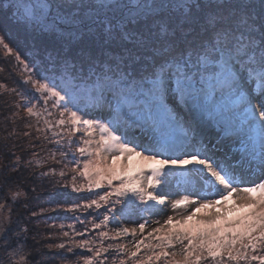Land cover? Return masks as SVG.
Wrapping results in <instances>:
<instances>
[{
	"label": "snow or ice",
	"instance_id": "1",
	"mask_svg": "<svg viewBox=\"0 0 264 264\" xmlns=\"http://www.w3.org/2000/svg\"><path fill=\"white\" fill-rule=\"evenodd\" d=\"M10 26L16 47L8 42ZM0 48L23 66L22 82L30 86L0 83L9 93L0 151L14 157L0 165V264H52L34 246L35 235L29 250L24 217L12 220L23 173L33 164L17 149L35 147L33 132L35 140L61 147L81 126L80 146L59 155L71 154L86 184L78 186L73 175L71 192L64 183L46 202L83 230L67 225L74 235L65 231L67 240L46 244L65 250L50 256L67 262L82 249L89 253L83 264H109V257L110 264H264V0H7L0 5ZM180 111L191 113L192 125L175 138L168 130ZM205 118L219 127L215 143L198 132ZM17 120L26 130L17 132ZM21 136L29 139L26 148L14 142ZM76 152L89 158L79 160ZM112 153L119 155L108 163L105 154ZM134 157L149 163L134 165ZM257 171V180L246 179ZM177 176L180 190L173 192ZM81 192L87 194L73 198ZM190 205L187 215H169L144 235L151 216ZM89 209L90 228L69 215ZM133 217L143 222L114 235L105 230ZM128 235L132 249L105 246Z\"/></svg>",
	"mask_w": 264,
	"mask_h": 264
},
{
	"label": "trees",
	"instance_id": "2",
	"mask_svg": "<svg viewBox=\"0 0 264 264\" xmlns=\"http://www.w3.org/2000/svg\"><path fill=\"white\" fill-rule=\"evenodd\" d=\"M11 27V36L9 37L8 42L12 44L13 47H16V43L14 41H17V29L14 26ZM18 42V41H17ZM21 47H24L23 44H21ZM22 57L24 59H27L26 56H24V53H21ZM0 67H3L4 71H0V83L6 84L8 86V89H11L13 87H16L18 90H23L25 86L22 82V77L27 75V73L24 71L23 66H17L16 61L12 57H6V54L4 53V50L0 48ZM9 97V93L7 90H0V114L4 113L6 109L3 107V102L5 99ZM50 111H55L54 109L50 108ZM21 116L25 117V122L29 119L26 117V114L23 112V108L20 110ZM187 113V121L190 123L189 126L192 125V121L189 118L188 112ZM54 118V117H53ZM93 118V117H88ZM31 121L35 123V118H31ZM4 124L5 121L3 119V116L0 115V140L3 139L7 135V133L4 131ZM214 125H216L214 123ZM42 127L41 125H39ZM189 126L183 125L182 129L188 128ZM217 126V125H216ZM83 126H81L82 129ZM218 127V126H217ZM17 132H22L26 129H24V122H21L20 120H17L16 123ZM219 128V127H218ZM12 130V125L9 123L8 131ZM82 133V132H81ZM81 133H77L75 136H71L66 140L61 141V147H57L51 143H48L47 141H37L35 140V136L39 135L38 133L33 132V140L32 143L35 144L34 148L28 149L26 153L22 152L19 148L17 149V154L22 155L23 159L29 160L31 159L32 169L31 172H34L36 175L33 177L31 175V172H24L23 175L26 177L24 184L22 185V195L18 198L19 203L15 205H11V201H9V204L12 206V220L15 222L18 220L19 217L23 216L24 219L20 220L21 224H26L27 227L30 229L29 231V250H31V247L33 246L34 242L31 240L32 236H36V239L39 240V244H35V247L41 248L44 251V259L52 260V264H76L77 261H79V264H83L82 257L84 255H88L89 253L87 250L82 249H76L75 255H69L68 261L66 262L64 260V257L62 256H50V253H59L63 252L65 250L61 249H47L46 244L48 243H60L62 241H65L68 239V237H63L62 233L65 231L70 232V235H74L70 231V229L67 227V225L74 224L75 229L77 232L82 231V227L80 223L77 220L73 219H66L63 215L57 217V211H53L51 209H55L54 204H49L46 201L50 198L49 193H54L58 188H62L63 184L66 183L69 185V188L67 189L68 192H71L70 185L72 184V177L73 175H76V184L78 186H84L86 184V181L84 178H82L80 175H78L75 172V163L72 160L71 154L67 158H63L59 155L61 151H67L69 153L75 151L77 147H79L78 141L80 140ZM88 137H85L87 139ZM12 141H10L11 143ZM18 145H22L23 147H27L29 144V139L27 137H22L18 140L14 141ZM139 151V149H138ZM33 152H38L37 156H33ZM56 152L55 159L52 158V153ZM77 159L79 160H85L89 157L81 156L79 152L75 153ZM0 156H5L6 153L0 151ZM9 159H14V157H6L5 159H0V165L7 164ZM37 161H39V164H37ZM62 161V162H61ZM126 163V161H125ZM132 163L134 165H143L149 162L143 161L140 157H134ZM54 167L57 171V175L55 177H47V178H40L39 173L41 171L47 172L49 168ZM63 169L65 172L64 177L59 176L60 170ZM51 181V182H50ZM59 182V183H57ZM33 189H35L33 191ZM15 190V189H13ZM94 191H100L99 189H94ZM23 193H27V198L23 195ZM86 192L81 193H73V198L76 196H82L86 195ZM94 198V197H90ZM82 202V201H77ZM43 208L46 211L41 212L40 209ZM103 211L102 209L100 210ZM164 215H162L161 218L153 215L151 216L150 222L145 227L144 235L146 236L148 232H151L153 228L159 227L164 224V221L167 219L169 215L174 216V219H180L182 216L187 215L188 213L185 212H179L176 211L175 213L171 210V208H168L166 210ZM36 213V216H32V213ZM88 212H93V215H95L94 210L89 209L87 212H80L76 214L69 213V215H77L79 217V221H84L85 224L88 225L90 228V221L93 220V216L88 215ZM190 212V211H189ZM122 219L121 224H114L109 223L108 228L105 229L110 232V235L115 234V230L119 227H128V228H134L137 227L138 222H143L142 220L137 221L135 217L133 219ZM195 219V218H194ZM152 220H158L159 224L151 223ZM99 222L98 220L96 221ZM65 225L64 228H61L60 225ZM99 231V230H95ZM95 231H93L90 235L95 236ZM77 240L80 239L79 236L75 237ZM85 238H89V236H86ZM141 236L139 233H137L135 239H140ZM97 239V243H98ZM108 243H120L123 245H126L129 249L133 248L134 238L131 235L122 237L118 241H111L106 240L105 246ZM111 262V257H109V264ZM128 264H132L131 261L128 262Z\"/></svg>",
	"mask_w": 264,
	"mask_h": 264
},
{
	"label": "rangeland",
	"instance_id": "3",
	"mask_svg": "<svg viewBox=\"0 0 264 264\" xmlns=\"http://www.w3.org/2000/svg\"><path fill=\"white\" fill-rule=\"evenodd\" d=\"M6 3H7V0H0V5H3V4H6ZM188 115H189V118L192 121L191 113L188 112ZM184 124L186 126H189V124H190L187 121V113L184 112V111H180L179 112V119H178L177 126L174 127V128H170L168 131L171 133V135L173 137L179 138L181 133H182V130H183L182 127H183ZM81 132H83V127L81 129ZM198 132L202 133V138H205L207 140H211L213 143H215L216 138L221 135V132H220L219 128L216 125H214V122H208L206 118H205L204 121L201 122L200 127L198 129ZM97 138H98V136H97ZM225 145L227 147L228 146V142H225ZM233 150H235V149H233ZM105 155L108 156V163H112L111 156L112 155H119V153H112V154H105ZM165 158H167V157H165ZM259 176H260V173L257 171L254 175L246 177V179L257 180L259 178ZM180 183H181V178L179 176H177L173 180L170 190L173 191V192L179 191L180 189L177 188L176 185H178ZM175 198H178V197L177 196H170L169 197V199H175ZM193 208H194V206L190 205V206H188L187 209H183L182 208V209H178L177 211L188 213L189 211H192ZM203 211H206V210H202V213L198 214V215H202ZM164 214L155 215V216L161 218L162 215H164ZM4 215H7V213L5 212Z\"/></svg>",
	"mask_w": 264,
	"mask_h": 264
}]
</instances>
